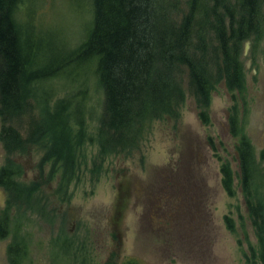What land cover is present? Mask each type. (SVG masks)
<instances>
[{
  "label": "rangeland",
  "instance_id": "rangeland-1",
  "mask_svg": "<svg viewBox=\"0 0 264 264\" xmlns=\"http://www.w3.org/2000/svg\"><path fill=\"white\" fill-rule=\"evenodd\" d=\"M19 14L32 22L24 27L27 33L32 24L33 36L44 33L36 63L47 65L49 59L62 61L85 39L91 0H22ZM72 60L63 62L69 65L59 77L38 83V92L53 88L56 99L84 84L86 104L99 114L103 93L93 61ZM242 61V87L231 90L217 80L206 106L185 73L184 100L176 112L147 121L135 144L121 151L100 154L97 122L89 119L86 134L92 141L75 152L73 172L45 157L44 137L10 154L0 141V168L10 158L20 169L16 179L35 187L32 205L7 206L0 186V215L8 209L11 229L21 224L0 239V264H9L6 250L15 234L27 243L26 264H65L66 246L77 255L69 264H259L241 188L235 179L229 195L220 168L228 161L238 170V138L228 123L232 111L264 166V37L255 47L244 43ZM29 100L13 122L24 137L46 105L34 95ZM3 124L0 118V130Z\"/></svg>",
  "mask_w": 264,
  "mask_h": 264
},
{
  "label": "trees",
  "instance_id": "trees-1",
  "mask_svg": "<svg viewBox=\"0 0 264 264\" xmlns=\"http://www.w3.org/2000/svg\"><path fill=\"white\" fill-rule=\"evenodd\" d=\"M21 3L0 0V118L4 121L0 141L10 154L44 137L45 157L71 172L79 146L87 139L92 141L86 134L89 119L97 122L100 154L131 147L147 121L176 112L184 100L181 77L185 73L204 106L217 80L239 90L244 80L243 45L250 41L255 47L264 37V0H91L92 19L85 39L62 61L49 59L47 65H41L36 63L41 55L37 44L44 33L33 36V24L29 33L24 30L32 22L21 19ZM68 57L82 63L93 61L103 93L99 114L95 107L87 106L84 84L56 99L53 88L38 92V83L64 72L69 64L63 62L73 61ZM31 95L46 105L41 120L28 123L24 137L13 122L20 120ZM228 123L230 134L238 138V170L233 172L229 162H224L222 184L233 195L237 179L259 246V264H264V166L242 132L236 111L229 115ZM19 173V166L10 158L0 168L7 206L33 204L35 187L20 183L16 179ZM2 212L0 239L18 231L17 226L21 230L17 222L11 229L8 209ZM65 248V264H69L77 255L69 246ZM28 250L25 238L15 234L6 250L9 264H26Z\"/></svg>",
  "mask_w": 264,
  "mask_h": 264
}]
</instances>
